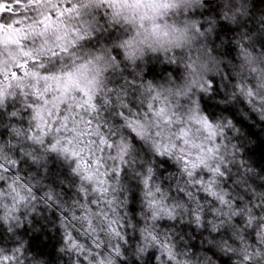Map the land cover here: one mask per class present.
Here are the masks:
<instances>
[{
  "label": "snow or ice",
  "instance_id": "obj_1",
  "mask_svg": "<svg viewBox=\"0 0 264 264\" xmlns=\"http://www.w3.org/2000/svg\"><path fill=\"white\" fill-rule=\"evenodd\" d=\"M40 3L0 0V36L14 35L23 50L19 62L0 64V264H44L30 253L47 212L65 264H108L105 253L127 254L132 231L139 242L134 264H264V171L257 183L230 110L239 103L242 119L247 113L264 122V87L255 76L237 84L225 65L229 95L209 78L211 92L230 106L219 117L174 94L169 101L132 72L125 79L114 67H97L95 34L104 17L93 19L91 5L64 0L45 17ZM50 21L62 25L55 39L34 33ZM228 45L231 55L236 49ZM49 161L67 172L55 184L45 182ZM161 164L170 165L167 177ZM129 201L136 205L131 218ZM197 230L213 243L186 244ZM200 249L205 255L197 259Z\"/></svg>",
  "mask_w": 264,
  "mask_h": 264
},
{
  "label": "clouds",
  "instance_id": "obj_2",
  "mask_svg": "<svg viewBox=\"0 0 264 264\" xmlns=\"http://www.w3.org/2000/svg\"><path fill=\"white\" fill-rule=\"evenodd\" d=\"M63 2L64 0H41L38 16L46 17L56 3ZM72 2L75 4L76 0ZM84 3L91 5L88 11L93 19L99 21L101 15L104 17L95 34L99 36V46L94 53L101 58L102 63L97 67L103 69V73L114 67L125 79H129L127 73L132 72L139 77L136 83L144 81L145 85H152L153 89L168 93L166 99L169 101L174 94L177 101H190L193 106H198L201 110L206 109L208 113H216L218 117L221 115L220 110L228 102L211 92L208 87L211 84L209 78L215 77L220 81V93L229 95L232 83L227 80L225 65L228 71L237 77V84L241 79L247 84V80L255 76L253 83L264 87V0H208L207 4L205 0H84ZM217 13L219 20L216 19ZM209 21H212L210 26ZM221 23L225 27L221 28ZM201 24L205 25L203 29L200 28ZM61 30L62 25L58 21H50L46 27L33 29L35 34L42 35L45 40L55 39ZM217 33L220 34L219 40L216 39ZM26 39L32 40L33 36L30 34ZM229 40L236 49L231 55ZM96 43L94 38L93 45ZM99 49H105L106 52L102 53ZM22 54L23 50L19 47L16 37L10 40L8 35L0 36V64L9 60L19 62ZM149 68L156 70L154 75H148ZM225 83L229 85L227 90L223 88ZM201 93H204L203 100L200 99ZM144 94L145 89L142 86L141 95ZM147 102L151 103V97L147 98ZM216 104L220 105L221 109L209 107ZM233 107L239 109L235 119H242L240 113L244 112L243 107L239 103ZM223 115L227 117L229 114ZM244 115L249 119L247 113ZM249 139L243 130L238 143L247 148L250 145ZM252 143L255 141L252 140ZM240 151L243 152V148ZM136 159L138 162H144V153L140 152ZM52 163L49 161L48 165ZM132 167L135 168L136 164ZM169 169L170 165H160V170L166 177L170 174ZM254 169L253 179L259 183L261 169L256 166ZM132 191H135V188ZM128 195L126 194V198ZM129 204L132 208L133 203L129 201ZM127 214L131 218L133 211ZM43 228V224L37 225V229ZM36 234L43 237L40 230H37ZM129 235L131 243L126 245L127 254L124 255L122 250L112 256L105 253L108 264H120L121 261H124V264H134L138 257L139 242L134 231L129 232ZM188 235L191 236L190 230ZM204 240H208L209 244L213 243L207 233L201 239L197 230L196 236H192L191 240H186L185 243L199 247ZM44 242L42 238L40 243ZM204 247L208 245L205 244ZM30 255L39 258L44 264H65L68 260L67 254L61 253L58 247L53 255H49L47 251L41 252L39 247L32 249ZM200 255H205L203 249H200L197 259ZM207 255L210 258V254ZM188 264L196 262L189 261ZM201 264L205 262L202 261Z\"/></svg>",
  "mask_w": 264,
  "mask_h": 264
},
{
  "label": "trees",
  "instance_id": "obj_3",
  "mask_svg": "<svg viewBox=\"0 0 264 264\" xmlns=\"http://www.w3.org/2000/svg\"><path fill=\"white\" fill-rule=\"evenodd\" d=\"M155 71L156 70L153 68V73H155ZM209 107L214 109H221V106L218 104L209 105ZM224 107L230 106H223V108ZM230 110L234 115H236V109L233 106L230 107ZM238 122L245 131L246 135L255 141V143L250 144L246 148L247 158L254 166L259 167L261 171H264V122H259L251 116L247 120L238 119ZM49 167L54 171H51V175H46V183L55 184L57 176L61 174H63V176H67L65 168L60 164L53 162ZM132 211H136V205L134 203L132 205ZM42 215H47L49 219L48 221H39L40 224L44 225V228L40 230L43 233V237L37 234L32 236V248L35 249L36 247H39L41 252L47 251L49 255H53L59 241V235L55 231L54 227L49 226L50 222L54 221L52 213L47 212L42 213ZM42 238L45 241L44 243H40ZM223 264H227L226 259L223 261Z\"/></svg>",
  "mask_w": 264,
  "mask_h": 264
},
{
  "label": "rangeland",
  "instance_id": "obj_4",
  "mask_svg": "<svg viewBox=\"0 0 264 264\" xmlns=\"http://www.w3.org/2000/svg\"><path fill=\"white\" fill-rule=\"evenodd\" d=\"M13 37H15L14 35H9L8 38L11 40ZM70 83H74V81H70Z\"/></svg>",
  "mask_w": 264,
  "mask_h": 264
}]
</instances>
